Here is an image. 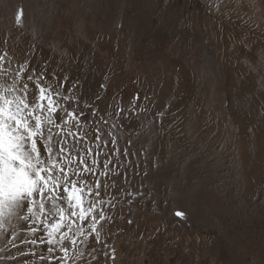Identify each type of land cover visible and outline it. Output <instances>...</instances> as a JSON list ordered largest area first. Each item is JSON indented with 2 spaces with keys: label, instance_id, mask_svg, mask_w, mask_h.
Instances as JSON below:
<instances>
[{
  "label": "rangeland",
  "instance_id": "374dc122",
  "mask_svg": "<svg viewBox=\"0 0 264 264\" xmlns=\"http://www.w3.org/2000/svg\"><path fill=\"white\" fill-rule=\"evenodd\" d=\"M0 56L5 83L47 66L78 126L54 135L96 159L84 199L105 202L97 242L58 201L49 254L38 194L43 214L0 225V264H264V0H0Z\"/></svg>",
  "mask_w": 264,
  "mask_h": 264
},
{
  "label": "snow or ice",
  "instance_id": "6c2138e0",
  "mask_svg": "<svg viewBox=\"0 0 264 264\" xmlns=\"http://www.w3.org/2000/svg\"><path fill=\"white\" fill-rule=\"evenodd\" d=\"M19 22L20 14L18 13L17 23ZM2 60L3 57L0 56V61ZM2 67L0 64V68ZM35 72L36 70L32 69L29 73V81L32 80ZM38 75L43 78L44 85L47 87L41 84L40 78L35 80L34 87L28 83L17 85L14 82L5 83L0 80V225L6 217L19 222L27 220L28 216L23 215L25 209L35 220L38 215L45 212L46 207V202L37 204L35 197L38 194L42 196L45 192H49L48 199L51 200V208L48 209V214L55 212L59 217L58 221L52 223L50 227L45 225L46 242L49 245L47 252L52 254L54 252L53 237L61 230L64 226L62 222L65 221V210L59 206L58 201L66 198L69 207L78 210V212L72 211V216L78 215L80 221L90 220L88 227L97 234V242H99V228L96 205L98 203L103 205L105 202L84 199L86 192L92 193L93 189L91 180L82 176L80 166L85 165L83 172L91 174L97 161L93 158L89 163L86 152L78 144L69 146L65 143L66 136L54 135L55 130L63 126L68 129L67 135L71 136L72 129L78 126L69 124L63 116L58 114L59 109L60 112L66 114L69 120H74L73 112L67 107H62L60 99L55 98L60 96V92L57 90L53 93L52 81L47 78L46 65ZM18 88L22 91H17ZM30 93H35V95H32L29 101ZM136 99H139L138 95L132 101L133 107ZM54 114H57L55 118ZM90 114L96 115V113ZM82 123L87 124L88 122L82 121ZM96 140L99 141V134L96 135ZM66 152H73L79 156V163L75 169L68 167L76 161L71 154L66 157ZM104 167L107 168L108 164L105 163ZM65 168H68V171H65ZM73 176L76 178L73 179ZM61 185L63 189L59 195L50 191ZM96 188L99 189L98 183ZM176 215L182 216L183 214L177 212ZM104 219V212L101 210L99 220ZM8 231L15 232L11 228ZM68 231L72 232L71 225L68 226ZM3 235V229L0 228V236ZM65 239H68V236L61 235L55 243L60 245V251L66 257L68 248L63 246ZM39 242L44 243L45 238L41 237ZM30 243L35 246L38 242L34 239ZM75 243L76 240L73 238L72 244L75 245Z\"/></svg>",
  "mask_w": 264,
  "mask_h": 264
}]
</instances>
